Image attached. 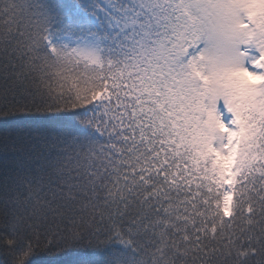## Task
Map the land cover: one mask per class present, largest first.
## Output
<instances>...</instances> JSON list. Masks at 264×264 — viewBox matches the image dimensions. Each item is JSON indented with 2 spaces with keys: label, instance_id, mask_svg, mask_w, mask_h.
<instances>
[{
  "label": "snow or ice",
  "instance_id": "obj_1",
  "mask_svg": "<svg viewBox=\"0 0 264 264\" xmlns=\"http://www.w3.org/2000/svg\"><path fill=\"white\" fill-rule=\"evenodd\" d=\"M264 264V0H0V264Z\"/></svg>",
  "mask_w": 264,
  "mask_h": 264
},
{
  "label": "trees",
  "instance_id": "obj_2",
  "mask_svg": "<svg viewBox=\"0 0 264 264\" xmlns=\"http://www.w3.org/2000/svg\"><path fill=\"white\" fill-rule=\"evenodd\" d=\"M42 264H65V261L71 259L70 257L57 256L55 253L46 254L39 258Z\"/></svg>",
  "mask_w": 264,
  "mask_h": 264
}]
</instances>
